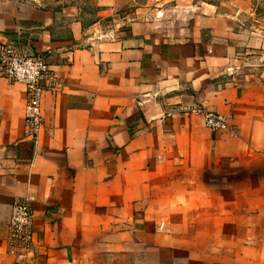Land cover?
I'll list each match as a JSON object with an SVG mask.
<instances>
[{
    "label": "crops",
    "instance_id": "crops-1",
    "mask_svg": "<svg viewBox=\"0 0 264 264\" xmlns=\"http://www.w3.org/2000/svg\"><path fill=\"white\" fill-rule=\"evenodd\" d=\"M96 26L115 39L82 48ZM10 42L58 87L33 145L0 79V264H264V0H0Z\"/></svg>",
    "mask_w": 264,
    "mask_h": 264
},
{
    "label": "built area",
    "instance_id": "built-area-1",
    "mask_svg": "<svg viewBox=\"0 0 264 264\" xmlns=\"http://www.w3.org/2000/svg\"><path fill=\"white\" fill-rule=\"evenodd\" d=\"M115 36L109 28L96 26V29L84 39L82 48L91 49L95 43ZM0 79L24 88L23 125L25 135L32 144L42 126L41 100L44 92L58 87L45 59L34 54L21 52L19 43H0ZM192 113L201 117L202 124L208 131L226 130L225 117L213 112L194 107ZM32 207L28 198L14 202L10 206L6 223V238L9 251L21 255L29 250L32 244Z\"/></svg>",
    "mask_w": 264,
    "mask_h": 264
},
{
    "label": "rangeland",
    "instance_id": "rangeland-1",
    "mask_svg": "<svg viewBox=\"0 0 264 264\" xmlns=\"http://www.w3.org/2000/svg\"><path fill=\"white\" fill-rule=\"evenodd\" d=\"M145 3H147L148 0H143Z\"/></svg>",
    "mask_w": 264,
    "mask_h": 264
}]
</instances>
